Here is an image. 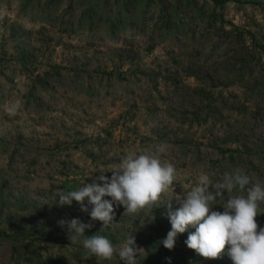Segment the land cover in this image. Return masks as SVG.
I'll return each mask as SVG.
<instances>
[{"label": "rangeland", "instance_id": "obj_1", "mask_svg": "<svg viewBox=\"0 0 264 264\" xmlns=\"http://www.w3.org/2000/svg\"><path fill=\"white\" fill-rule=\"evenodd\" d=\"M161 144L176 178L150 210L114 204L100 231L87 198L88 212L59 204ZM236 168L264 184V0H0V264H123L87 254L95 234L117 249L132 234L137 264H233L227 247L219 259L189 249L194 228L171 250L162 241L168 202L200 172ZM72 219L93 225L75 243L58 223Z\"/></svg>", "mask_w": 264, "mask_h": 264}, {"label": "clouds", "instance_id": "obj_2", "mask_svg": "<svg viewBox=\"0 0 264 264\" xmlns=\"http://www.w3.org/2000/svg\"><path fill=\"white\" fill-rule=\"evenodd\" d=\"M165 151L166 147L161 144L155 151L126 154L118 169L112 171L111 178L101 171L91 183L78 190H61L59 204L71 205L76 201L81 211L88 212L84 203L87 198V203L93 206L91 219L102 222L100 231L109 229L114 223V204L122 205L124 214L150 210L176 178L175 166L161 159ZM245 189L246 195L232 194ZM226 192L229 196L221 205L223 211L212 210L213 204ZM176 200L179 207L175 211L168 202L167 217L171 230L162 241L165 248L173 249L178 234L194 228L195 231L188 233L185 244L205 259L222 258L227 247V255L233 264H264V227H260L256 220L262 214L260 204L264 203V184L252 183L241 168L226 171L219 181H213L207 172L202 171L194 186ZM58 223L61 227L67 224L71 243L76 242L77 236L84 235L85 229L93 226L79 219ZM82 244L89 256L111 260L118 255L123 264H137L136 257L143 251L137 247L132 234L119 249L108 238L98 234L85 238Z\"/></svg>", "mask_w": 264, "mask_h": 264}]
</instances>
